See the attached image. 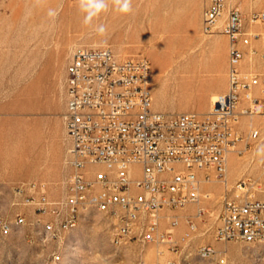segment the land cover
<instances>
[{"label":"rangeland","instance_id":"1","mask_svg":"<svg viewBox=\"0 0 264 264\" xmlns=\"http://www.w3.org/2000/svg\"><path fill=\"white\" fill-rule=\"evenodd\" d=\"M229 1L240 8L245 23L253 11L264 10V0ZM34 4L0 0V215L25 217L10 235H0V264H264V242L215 237L224 196L264 197V165L255 157L264 144V119L258 116L241 118L243 153L230 154L227 183L211 172L199 202L163 211L177 219L171 243L116 245L108 220L93 210L63 239L43 241V223L54 217L39 214L32 204H12L9 194L11 187L28 182L41 184L51 200L67 193L66 67L74 49L106 46L119 58L145 56L152 65L154 109L206 113L212 96L228 87L229 42L222 33L203 31L201 0H132L127 15L110 4L91 27L82 23L78 0ZM49 8L59 10L55 21ZM100 24L107 29L103 36L94 30ZM251 122L263 130L259 139L246 138ZM161 225L170 226L165 217ZM206 244L215 250L210 256L199 253ZM57 248L60 258L54 261Z\"/></svg>","mask_w":264,"mask_h":264},{"label":"built area","instance_id":"2","mask_svg":"<svg viewBox=\"0 0 264 264\" xmlns=\"http://www.w3.org/2000/svg\"><path fill=\"white\" fill-rule=\"evenodd\" d=\"M201 3L203 31L222 33L229 42L228 87L206 113L154 109L152 65L145 56L119 58L106 46H80L72 52L64 113L67 193L51 200L41 184L28 182L11 187L9 194L12 204H32L39 214L54 217L43 223L51 225V234L39 232L43 241L63 239L66 230L79 226L81 209L98 204L119 245L171 243L177 219L163 211L199 202L202 182L212 173L227 181L230 154L243 153L241 118L264 119V10L253 11L245 23L229 0ZM257 24L259 29L252 26ZM262 133L250 125L246 138L256 140ZM260 183L264 193V178ZM163 217L170 225L166 229ZM218 217L217 239L264 240V197L224 196ZM24 221L20 213L11 220L0 215V235H10ZM214 251L206 244L199 253ZM52 255L59 259L58 248Z\"/></svg>","mask_w":264,"mask_h":264},{"label":"clouds","instance_id":"3","mask_svg":"<svg viewBox=\"0 0 264 264\" xmlns=\"http://www.w3.org/2000/svg\"><path fill=\"white\" fill-rule=\"evenodd\" d=\"M42 0H35L34 6H39ZM111 4L113 10L120 14H131L133 12L132 0H78V11L84 13L82 23L85 26H93V21L98 19L102 13L109 11ZM30 9L27 10L26 15L30 14ZM48 17L55 21L59 15L58 9H48ZM97 34L103 36L106 34L107 29L103 24L94 28ZM257 163L264 165V144L258 145L255 151Z\"/></svg>","mask_w":264,"mask_h":264},{"label":"bare ground","instance_id":"4","mask_svg":"<svg viewBox=\"0 0 264 264\" xmlns=\"http://www.w3.org/2000/svg\"><path fill=\"white\" fill-rule=\"evenodd\" d=\"M216 95L217 94H214L212 96V99H213L212 102L215 100ZM251 123L253 125V122H251ZM225 183H227V181ZM92 210L93 211H100L101 212V206L98 205V204H88V205H86L84 208L81 209V217H80V220L82 218H84ZM45 233L51 234V225L50 224H46V232ZM112 241H113L114 244L119 245V242L116 239H114L113 237H112ZM254 242H260L261 243V242H264V240H259V241H254ZM125 243H128V242H120V245L125 244ZM200 255L206 256L205 254H200ZM58 256L60 258V255L59 254H58Z\"/></svg>","mask_w":264,"mask_h":264},{"label":"crops","instance_id":"5","mask_svg":"<svg viewBox=\"0 0 264 264\" xmlns=\"http://www.w3.org/2000/svg\"><path fill=\"white\" fill-rule=\"evenodd\" d=\"M212 96V95H211ZM211 101H212V99H211Z\"/></svg>","mask_w":264,"mask_h":264}]
</instances>
